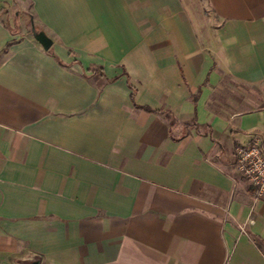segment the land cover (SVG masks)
<instances>
[{
  "label": "crops",
  "instance_id": "1",
  "mask_svg": "<svg viewBox=\"0 0 264 264\" xmlns=\"http://www.w3.org/2000/svg\"><path fill=\"white\" fill-rule=\"evenodd\" d=\"M255 132L264 0H0V264H264Z\"/></svg>",
  "mask_w": 264,
  "mask_h": 264
},
{
  "label": "built area",
  "instance_id": "2",
  "mask_svg": "<svg viewBox=\"0 0 264 264\" xmlns=\"http://www.w3.org/2000/svg\"><path fill=\"white\" fill-rule=\"evenodd\" d=\"M236 169L255 190L256 199L264 197V132H255L249 142L235 147Z\"/></svg>",
  "mask_w": 264,
  "mask_h": 264
},
{
  "label": "water",
  "instance_id": "3",
  "mask_svg": "<svg viewBox=\"0 0 264 264\" xmlns=\"http://www.w3.org/2000/svg\"><path fill=\"white\" fill-rule=\"evenodd\" d=\"M32 29H33L34 38L39 43H41L45 49L48 50L53 44L52 40L48 37V35L43 30L37 31L34 28ZM39 263H40V257H34V259L27 261L26 264H39Z\"/></svg>",
  "mask_w": 264,
  "mask_h": 264
},
{
  "label": "trees",
  "instance_id": "4",
  "mask_svg": "<svg viewBox=\"0 0 264 264\" xmlns=\"http://www.w3.org/2000/svg\"><path fill=\"white\" fill-rule=\"evenodd\" d=\"M166 116H167L169 122H171V125L172 126L175 125L173 115H172V113L170 111L166 113Z\"/></svg>",
  "mask_w": 264,
  "mask_h": 264
}]
</instances>
